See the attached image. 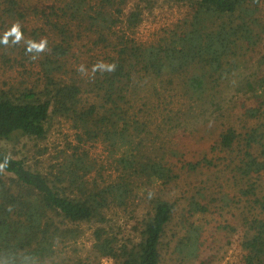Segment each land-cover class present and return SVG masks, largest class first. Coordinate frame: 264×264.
Returning a JSON list of instances; mask_svg holds the SVG:
<instances>
[{
  "label": "trees",
  "instance_id": "obj_1",
  "mask_svg": "<svg viewBox=\"0 0 264 264\" xmlns=\"http://www.w3.org/2000/svg\"><path fill=\"white\" fill-rule=\"evenodd\" d=\"M131 1L60 0L39 8L0 0V61L22 69L15 83L0 87V142L44 141L55 124L69 125L77 142L68 141L46 167L0 145V264H83L57 260L60 248L82 237V224L91 225L96 257L115 264H166L171 243L179 264H208L204 224L209 236L234 232L241 250L235 264H264L262 102L246 107L243 130L217 132L210 154L199 136L197 161L183 152L190 144L176 141L197 111L217 106L240 45L262 41L264 32L255 34L260 0H187L189 20L151 43L135 38L144 14L128 8ZM29 12L43 28L21 25ZM14 26L24 41L11 35ZM41 42L43 50L31 47ZM85 42L103 57L81 75L69 62ZM254 86L264 90V78ZM142 88L147 95L138 102ZM250 120L257 125L247 126ZM97 144L108 164L88 151ZM208 171L216 179L198 180ZM189 174L194 182L181 187ZM221 176L234 194L222 191Z\"/></svg>",
  "mask_w": 264,
  "mask_h": 264
},
{
  "label": "rangeland",
  "instance_id": "obj_2",
  "mask_svg": "<svg viewBox=\"0 0 264 264\" xmlns=\"http://www.w3.org/2000/svg\"><path fill=\"white\" fill-rule=\"evenodd\" d=\"M23 1L25 2V6L29 4L30 7L39 8H47L54 4H61L60 0ZM133 5H138L142 8L144 14L143 22L135 33V38L140 43L156 42L159 38L158 36L162 35V33L164 34L165 31L176 30L177 26L181 25L184 20H189L190 16V6L187 0H132L128 8ZM257 10L258 12L255 17L257 20L255 34L257 36L262 34L263 36L264 27L262 25H264V0L259 1ZM1 25L2 24L0 23V29ZM21 25L28 31L39 27L43 28L42 21L37 19L30 12ZM8 30L16 40L21 39L24 41V37L22 35H17V33L12 31L13 28H9ZM1 32L2 31L0 30V33ZM93 48L94 47L89 42L79 44L73 49V57L70 59L69 66L80 71L81 75L83 73L89 74L92 72V70L88 68L89 66H86L96 61V58L101 59L103 57L98 53V49L93 50ZM236 57L237 58L231 65H237L236 70H231L229 79L223 83V86L221 87V94L218 95L219 98L217 106L215 105L213 107H208L205 110L197 111L196 118L191 119V121H188L184 127L178 130L179 139L176 141L178 143L182 141L183 143L185 142V144L191 145L190 151L188 149L187 151H183V147L180 146V149L185 152L189 160L197 161L202 156L194 153L199 149L195 143L199 136H204V142L208 144V154H210V146L217 132L229 125H234L238 131L243 130L246 120L244 114L246 107H257L261 104V102L264 105V90L256 88V83L254 86V82L264 78V37L257 46L254 45L247 48L246 45L241 44L240 52ZM10 67H14V69H10ZM36 70H39L38 66H36ZM20 73L22 74V69L19 66L15 64L14 66H8L3 61H0V87H4L7 83H15L16 78L21 76ZM248 82L253 84L252 90H249V87H247ZM80 83L85 84V82ZM138 94L139 95L136 96L138 102H140L142 97L147 95L144 88L140 89ZM214 118H218L220 121H216L211 126L208 122ZM247 123V126H255L257 125V120H250ZM196 131H199V133L196 134L194 139L192 137V133H195ZM175 136L177 137V132L168 134V137L171 139H175ZM74 138V131L69 125L66 124L61 126L60 124H55V127L50 131L47 139L44 141L15 138L13 141H2L0 142V145L10 153H16L20 157H28L33 166H36L35 163L42 162L44 167H46V162H56L53 157L57 156L58 152L63 150L67 151L68 141L74 145L77 144V142L74 141ZM102 145L103 144L89 145L87 149L94 159L100 163L108 164L105 159L107 156L106 149H104ZM48 151L49 155L46 154ZM70 152L71 151L68 153ZM59 162L60 159L58 163ZM189 175L191 179L185 181L179 180L178 184L181 187H187L184 185L187 184V182L188 184H192L194 182V174ZM210 175L213 174L208 171V175H201L198 180L204 181L208 177L209 184V181L215 178V175ZM217 175L220 176V174ZM219 183L222 186L223 192H228L229 194H234L236 192L234 187H231V184L226 181L224 177L221 176L218 184ZM262 184L264 187V179L262 180ZM187 188H189V186ZM156 190L157 185L153 191ZM141 198L138 200L137 211L139 213H143L147 210V196L141 195ZM124 220L126 219L124 218ZM204 225V238H207L208 242L206 244V248H203V257L208 258V264L237 263L239 258H241V250L237 247V236H232L234 232L227 228L226 231H224L226 232V236L223 234L222 236L213 237L208 235L212 234L211 228H208V224ZM81 229L83 231L82 237L78 241L60 248L57 260L69 262L81 261L83 264H97V262L100 264H115L109 259H99L96 257L92 247L93 238L90 233V230L92 229L91 225L82 224ZM173 247L174 244L171 243L169 250L164 251L166 264H179V256L178 254L173 253ZM191 264H198V261L195 260Z\"/></svg>",
  "mask_w": 264,
  "mask_h": 264
},
{
  "label": "clouds",
  "instance_id": "obj_3",
  "mask_svg": "<svg viewBox=\"0 0 264 264\" xmlns=\"http://www.w3.org/2000/svg\"><path fill=\"white\" fill-rule=\"evenodd\" d=\"M12 31L15 32V33H17V35H19V27H18V26H14V28H13ZM31 47H36V48H38V50H43V48H44V43L41 42V44L38 45V46H37V45H31ZM31 47H30L29 50H31Z\"/></svg>",
  "mask_w": 264,
  "mask_h": 264
}]
</instances>
